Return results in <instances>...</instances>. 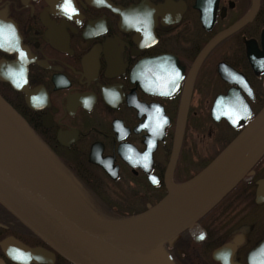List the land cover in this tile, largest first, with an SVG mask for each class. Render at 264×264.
<instances>
[{"label":"flooded vegetation","instance_id":"flooded-vegetation-1","mask_svg":"<svg viewBox=\"0 0 264 264\" xmlns=\"http://www.w3.org/2000/svg\"><path fill=\"white\" fill-rule=\"evenodd\" d=\"M70 7L0 0V23L12 26L0 32V97L99 218L123 221L157 204L167 180H185L183 154L203 168L264 105V0ZM223 109L243 117L232 125ZM253 172L199 221L203 234L166 247L175 264H264V158ZM15 248L47 251L28 264H71L0 204V264L28 262Z\"/></svg>","mask_w":264,"mask_h":264},{"label":"water","instance_id":"water-1","mask_svg":"<svg viewBox=\"0 0 264 264\" xmlns=\"http://www.w3.org/2000/svg\"><path fill=\"white\" fill-rule=\"evenodd\" d=\"M186 111L184 99L176 158ZM263 154L264 107L197 174L179 184L169 181L167 194L157 204L126 220L108 222L62 177L25 123L0 97V204L72 264H169L163 245L171 249L186 230L195 237L198 221L241 181L251 178ZM13 251L23 262L29 259L23 264L48 261L42 248Z\"/></svg>","mask_w":264,"mask_h":264},{"label":"rangeland","instance_id":"rangeland-1","mask_svg":"<svg viewBox=\"0 0 264 264\" xmlns=\"http://www.w3.org/2000/svg\"><path fill=\"white\" fill-rule=\"evenodd\" d=\"M182 141V140H181ZM205 146H195L194 148L190 149V152L192 155H201L203 156L206 152H204ZM187 150V146H183V151ZM213 153V152H212ZM176 168V179L178 181L186 180L189 176H191L193 173H197L201 168L200 164L198 162L193 161L192 159L189 160L187 158V153L183 154L177 163ZM78 194V193H77ZM81 197V196H80ZM82 198V197H81ZM84 200V199H83ZM85 202V201H84ZM86 203V202H85ZM87 204V203H86ZM88 205V204H87ZM96 214V213H95ZM97 215V214H96ZM98 216V215H97ZM99 217V216H98ZM184 239L190 240V236H185ZM189 248L193 245L192 240L187 241ZM164 252L166 251L163 250Z\"/></svg>","mask_w":264,"mask_h":264},{"label":"snow or ice","instance_id":"snow-or-ice-1","mask_svg":"<svg viewBox=\"0 0 264 264\" xmlns=\"http://www.w3.org/2000/svg\"><path fill=\"white\" fill-rule=\"evenodd\" d=\"M70 5H71V0H65V11H74V9L70 7ZM11 28H12L11 25H3L2 23H0V32H3L5 30H11ZM2 46L3 45H0V47ZM21 55H23V53H21ZM178 77H179V72H175L173 79L178 78ZM233 123H236V121L233 120ZM152 179H153V182H155L156 178L152 177ZM15 258H19V257H15Z\"/></svg>","mask_w":264,"mask_h":264},{"label":"bare ground","instance_id":"bare-ground-1","mask_svg":"<svg viewBox=\"0 0 264 264\" xmlns=\"http://www.w3.org/2000/svg\"><path fill=\"white\" fill-rule=\"evenodd\" d=\"M1 98H2V97H1ZM3 100H4V99H3ZM5 102H6V101H5ZM263 107H264V105L261 107V109H262ZM261 109H260V110H261ZM14 112H15V111H14ZM15 113H16V112H15ZM247 125H248V124H247ZM247 125H246V126H247ZM246 126H245V127H246ZM245 127H244V128H245ZM244 128H243V129H244ZM243 129H242V130H243ZM242 130H241V131H242ZM241 131H240V132H241ZM235 137H236V136H235ZM235 137H234V138H235ZM234 138H233V139H234ZM233 139H232V140H233ZM180 146H181V144H180ZM175 151H176V148H175ZM179 151H180V149H179ZM178 153H179V152H178ZM174 154H175V153H174ZM48 158H49V161H50L52 164H54V162L50 159V157H48ZM263 158H264V154L261 156L260 160L255 164V166H256V165H257V164H258ZM210 162H211V160H210L208 163H210ZM54 165H55V164H54ZM255 166H254L253 169H252L253 171H254ZM55 167H56V165H55ZM56 169H58V168L56 167ZM253 173H254V172H252V175H253ZM61 175H62V174H61ZM62 177H63L64 179H66L63 175H62ZM251 177H252V176H251ZM169 181H171V180H167V183H169ZM171 182H172V181H171ZM172 183H173V182H172ZM181 183H182V182H181ZM174 184H176V183H174ZM104 221H105V220H104ZM177 240H178V239H177ZM167 255H168L170 261H171L173 264H175V263H174V260H173V259H174V255H173V253H171L170 251H168V252H167Z\"/></svg>","mask_w":264,"mask_h":264}]
</instances>
